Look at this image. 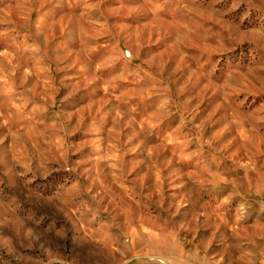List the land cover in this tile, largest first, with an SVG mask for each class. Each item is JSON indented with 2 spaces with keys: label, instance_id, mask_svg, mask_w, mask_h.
Instances as JSON below:
<instances>
[{
  "label": "rangeland",
  "instance_id": "obj_1",
  "mask_svg": "<svg viewBox=\"0 0 264 264\" xmlns=\"http://www.w3.org/2000/svg\"><path fill=\"white\" fill-rule=\"evenodd\" d=\"M0 264H264V0H0Z\"/></svg>",
  "mask_w": 264,
  "mask_h": 264
}]
</instances>
